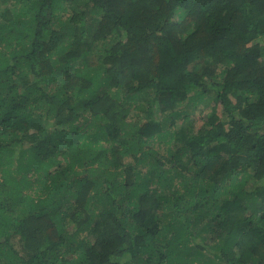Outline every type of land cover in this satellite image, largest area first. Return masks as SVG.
<instances>
[{"label":"trees","instance_id":"16d2710c","mask_svg":"<svg viewBox=\"0 0 264 264\" xmlns=\"http://www.w3.org/2000/svg\"><path fill=\"white\" fill-rule=\"evenodd\" d=\"M0 264H264V0H0Z\"/></svg>","mask_w":264,"mask_h":264},{"label":"rangeland","instance_id":"374dc122","mask_svg":"<svg viewBox=\"0 0 264 264\" xmlns=\"http://www.w3.org/2000/svg\"><path fill=\"white\" fill-rule=\"evenodd\" d=\"M212 106H213V102L211 100H207V99L202 100V102L200 104H198V107L194 110V115H195V118L197 119L198 123H201V121L203 119H205V117L208 114V112H210ZM216 108H217V111H220L221 110L220 105H217ZM219 116H221V113L220 112H219ZM156 146H158L159 149L162 152V156H163L162 157V163H163V165H165L166 167L171 166L172 162H174V161H172V160H170L168 158L169 152L166 150V146L164 144H162L160 146L159 143H156ZM148 162H149L148 164H146V165L143 166V169L145 171H147L149 169V165H151L150 164L151 161L149 159H148ZM58 168H59V166H55L52 169H54V171H55ZM80 235L83 236L84 234L82 233Z\"/></svg>","mask_w":264,"mask_h":264}]
</instances>
